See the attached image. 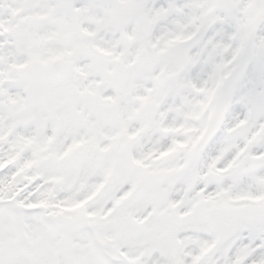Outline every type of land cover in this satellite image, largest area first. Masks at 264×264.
Returning <instances> with one entry per match:
<instances>
[{
	"label": "snow or ice",
	"instance_id": "1",
	"mask_svg": "<svg viewBox=\"0 0 264 264\" xmlns=\"http://www.w3.org/2000/svg\"><path fill=\"white\" fill-rule=\"evenodd\" d=\"M0 264H264V0H0Z\"/></svg>",
	"mask_w": 264,
	"mask_h": 264
}]
</instances>
